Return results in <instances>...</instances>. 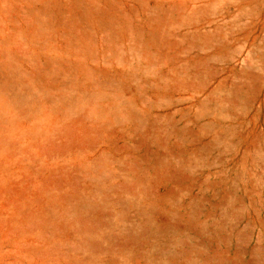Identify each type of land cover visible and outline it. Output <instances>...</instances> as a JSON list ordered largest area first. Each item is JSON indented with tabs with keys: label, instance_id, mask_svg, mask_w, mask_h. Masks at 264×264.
I'll return each mask as SVG.
<instances>
[{
	"label": "rangeland",
	"instance_id": "rangeland-1",
	"mask_svg": "<svg viewBox=\"0 0 264 264\" xmlns=\"http://www.w3.org/2000/svg\"><path fill=\"white\" fill-rule=\"evenodd\" d=\"M0 264H264V0H0Z\"/></svg>",
	"mask_w": 264,
	"mask_h": 264
},
{
	"label": "bare ground",
	"instance_id": "bare-ground-1",
	"mask_svg": "<svg viewBox=\"0 0 264 264\" xmlns=\"http://www.w3.org/2000/svg\"><path fill=\"white\" fill-rule=\"evenodd\" d=\"M67 1V0H66ZM16 2V1H15ZM19 2V1H18ZM23 2V1H22ZM50 2V1H49ZM60 2H61V0H60ZM79 2V1H78ZM87 2V1H86ZM6 3V2H5ZM88 3V2H87ZM98 3V2H97ZM28 4V3H27ZM30 4V3H29ZM38 4V3H37ZM51 4V3H50ZM86 4V3H85ZM180 4H182V3H180ZM2 5V4H1ZM14 5H15V3H14ZM36 5V4H35ZM45 5V4H44ZM81 5V4H80ZM4 6V5H3ZM28 6V5H27ZM34 6V5H33ZM38 7V6H37ZM44 7V6H43ZM46 7V6H45ZM8 8V7H7ZM20 8V7H19ZM69 8V7H68ZM81 8V7H80ZM48 9V8H47ZM59 9V8H58ZM95 9V8H94ZM12 10V9H11ZM15 10V9H14ZM87 10V9H86ZM43 11V10H42ZM49 12V11H48ZM6 13V12H5ZM4 13V14H5ZM8 13V12H7ZM26 13V12H25ZM54 13V12H53ZM93 13V12H92ZM121 13V12H120ZM243 13V12H242ZM16 14V13H15ZM98 14V13H97ZM12 15V14H11ZM93 15H95V14H93ZM122 15V14H121ZM39 16V15H38ZM43 17H44V15H43ZM109 17V16H108ZM2 18V17H1ZM5 18V17H4ZM30 18V17H29ZM50 18V17H49ZM54 18V17H53ZM115 18V17H114ZM125 18V17H124ZM175 18V17H174ZM20 20H21V18H19ZM45 19V18H44ZM98 19V18H97ZM110 19V18H109ZM71 20V19H70ZM114 20V19H113ZM194 20V19H193ZM2 21V20H1ZM22 21V20H21ZM41 21V20H40ZM73 21V20H72ZM76 21V20H75ZM99 21V20H98ZM164 21V20H163ZM45 22V21H44ZM61 22V21H60ZM120 22V21H119ZM122 22V21H121ZM126 22V21H125ZM196 22V21H195ZM161 23V22H160ZM173 23V22H172ZM215 23V22H214ZM72 24V23H71ZM135 24V23H134ZM169 24V23H168ZM217 24V23H216ZM215 24V25H216ZM9 25V24H8ZM11 25V24H10ZM57 25V24H56ZM105 25V24H104ZM103 25V26H104ZM165 25V24H164ZM204 25V24H203ZM213 25V24H212ZM42 26V25H41ZM85 26V25H84ZM106 26V25H105ZM121 26V25H120ZM202 26V25H201ZM10 27V26H9ZM119 27V26H118ZM142 27V26H141ZM166 27V26H165ZM189 27V26H188ZM8 28V27H7ZM41 28V27H40ZM66 28V27H65ZM134 28V27H133ZM137 28V27H136ZM87 29H89V28H87ZM98 29V28H97ZM108 29V28H107ZM131 29V28H130ZM143 29V28H142ZM166 29V28H165ZM6 30V29H5ZM109 30V29H108ZM121 30V29H120ZM123 30H125V29H123ZM144 30V29H143ZM159 30V29H158ZM172 30H174V29H172ZM193 30H194V28H193ZM3 31V30H2ZM75 31V30H74ZM94 31V30H93ZM191 31V30H190ZM204 31V30H203ZM29 32V31H28ZM71 32V31H70ZM116 32V31H115ZM50 33V32H49ZM69 33V32H68ZM143 33V32H142ZM158 33V32H157ZM195 33V32H194ZM6 34V36H7V33H5ZM19 34V33H18ZM47 34V33H46ZM56 34V33H55ZM72 33H70V35H71ZM112 34V33H111ZM132 34V33H131ZM159 34V33H158ZM86 35V34H85ZM91 35V34H90ZM130 35V34H129ZM143 35V34H142ZM152 35V34H151ZM171 35V34H170ZM3 36V35H2ZM1 36V37H2ZM27 36V35H26ZM63 36V35H62ZM73 36V35H72ZM102 36H104V35H102ZM144 36V35H143ZM158 36V35H157ZM162 36V35H161ZM177 36V35H176ZM221 36H223V35H221ZM220 36V37H221ZM51 37V36H50ZM133 37V36H132ZM146 37V36H145ZM219 37V38H220ZM230 37V36H229ZM4 38V37H3ZM2 38V39H3ZM112 38H113V36H112ZM117 38V37H116ZM179 38V37H178ZM217 38V37H216ZM6 39V38H5ZM52 39V38H51ZM63 39H65V38H63ZM86 39V38H85ZM190 39H191V37H190ZM27 40V39H26ZM54 40V39H53ZM118 40V39H117ZM166 40V39H165ZM182 40V39H181ZM37 41V40H36ZM55 41V40H54ZM69 41V40H68ZM162 41V40H161ZM216 41V40H215ZM9 42V41H8ZM65 42V41H64ZM71 42V41H70ZM77 42V41H76ZM90 42V41H89ZM180 42V41H179ZM85 43V42H84ZM136 43V42H135ZM134 43V44H135ZM173 43V42H172ZM182 43V42H181ZM200 43V42H199ZM11 44H13V43H11ZM114 44V43H113ZM112 44V45H113ZM116 44V43H115ZM132 44V43H131ZM25 45V44H24ZM117 45V44H116ZM39 46V45H38ZM46 46V45H45ZM67 46V45H66ZM138 46V45H137ZM2 47H3V45H2ZM22 47V46H21ZM40 47H42V46H40ZM87 47V46H86ZM117 47V46H116ZM124 47V46H123ZM8 48H10V47H8ZM60 48V47H59ZM74 48V47H73ZM144 49V48H143ZM151 49V48H150ZM167 49V48H166ZM177 49V48H176ZM54 50V49H53ZM109 50V49H108ZM116 50V49H115ZM126 50V49H125ZM6 51V50H5ZM33 51V50H32ZM145 51V50H144ZM34 52V51H33ZM43 52V51H42ZM67 52V51H66ZM75 52V51H74ZM82 52V51H81ZM98 52V51H97ZM101 52V51H100ZM108 52H110V51H107V53ZM117 52V51H116ZM124 52V51H123ZM147 52V51H146ZM145 52V53H146ZM44 53H46V52H44ZM51 53V52H50ZM49 53V54H50ZM137 53V52H136ZM32 54H34V53H32ZM66 54V53H65ZM88 54V53H87ZM94 54V53H93ZM144 54V53H143ZM64 55V54H63ZM110 55V54H109ZM35 56V55H34ZM46 56V55H45ZM56 56V55H55ZM75 56V55H74ZM100 56H101V54H100ZM113 56V55H112ZM120 56V55H119ZM47 57V56H46ZM57 57H58V55H57ZM59 57H60V55H59ZM116 57V56H115ZM134 57V56H133ZM59 60V59H58ZM84 60V59H83ZM126 60H127V58H126ZM135 61V60H134ZM137 62V61H136ZM174 62V61H173ZM53 63V62H52ZM70 63V62H69ZM79 63V62H78ZM138 63V62H137ZM148 63V62H147ZM75 64V63H74ZM142 64V63H141ZM57 66H58V63H57ZM56 66V67H57ZM59 67V66H58ZM126 67V66H125ZM131 67V66H130ZM140 67V66H139ZM146 67V66H145ZM148 67V66H147ZM81 68V67H80ZM85 68V67H84ZM181 71V70H180ZM72 72V71H71ZM123 72H124V70H123ZM82 73V72H81ZM96 74V73H95ZM135 74V73H134ZM140 74V73H139ZM81 78V77H80ZM133 78V77H132ZM131 78V79H132ZM181 78V77H180ZM179 78V79H180ZM168 79V78H167ZM125 83H126V81H125ZM117 85V84H116ZM166 85V84H165ZM118 87H120V85H118ZM167 89H168V87H167ZM86 90H88V89H86ZM86 92V91H85ZM92 93V92H91ZM172 95V94H171ZM94 96V95H93ZM96 96V95H95ZM90 97V96H89ZM100 97V96H99ZM105 97V96H104ZM105 99V98H104ZM98 100H102V99H98ZM92 102V101H91ZM90 102V103H91ZM94 103V102H93ZM115 104V103H114ZM120 104V103H119ZM82 107V106H81ZM77 108V107H76ZM84 108V107H83ZM83 110V109H82ZM78 111V110H77ZM122 111V110H121ZM104 120V119H103Z\"/></svg>",
	"mask_w": 264,
	"mask_h": 264
}]
</instances>
